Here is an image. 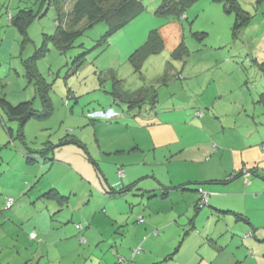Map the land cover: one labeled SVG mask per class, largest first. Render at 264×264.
Returning <instances> with one entry per match:
<instances>
[{
    "label": "rangeland",
    "instance_id": "374dc122",
    "mask_svg": "<svg viewBox=\"0 0 264 264\" xmlns=\"http://www.w3.org/2000/svg\"><path fill=\"white\" fill-rule=\"evenodd\" d=\"M141 1L144 6L143 11L124 27L108 36L100 46L91 49L102 36L99 34L101 37L98 35L99 38L92 39L96 31H90L88 40L93 46H89L87 41H82L81 38L84 37H81L68 53H62L58 47L54 46L51 36L57 31L56 21L72 10V4H68L65 8L63 7L64 2L61 1L55 5L46 6L44 4L41 7V2L37 0H0V97H6L13 104L33 101L34 107L40 110L43 109V102L38 89L40 85H43L47 87V95L53 105L49 119L31 118L26 122L23 126L24 140L23 135L19 136V121L10 118L0 106V225L2 223L9 232L16 233V236H8V242L4 244L6 248L0 249V264H38L37 256L33 255L32 250H27L32 247L27 235L31 230L30 227L17 232V227L12 226L10 229V224L19 225L18 228H21L23 223L20 216L30 217L39 211L48 212V209L52 208L49 207L53 206L50 200L39 199L40 194L43 193L41 189H44L46 184L54 181L61 187L66 185L68 189L73 185L87 187L86 184L77 183L79 181L74 178L75 176L73 177V174L71 176L70 170L64 166L49 168L48 173L46 164L50 162L46 163L45 159H41L33 150L44 148L48 139L59 143L60 139L69 132L70 135L72 133L81 136L90 144L88 151L93 152L98 150V143L105 150V148H111L105 143L109 142L113 136L117 139L123 136L125 130L119 129L117 132H111L110 123L113 126L121 123L117 119L121 116L118 111L121 108H118V101L114 100L113 94L117 87L115 79L119 80L121 88L127 91H134L141 86H146L148 89L155 88L160 98L157 107L160 108L167 103L173 105L172 100L181 103L186 101V97L192 99L194 95L189 93L201 94L205 86L209 87L210 92H215L218 88L223 94L217 100L218 111L221 114H216L218 118L210 114V117L202 124H197V126L195 124L194 128L190 127V133H184L186 136L193 133L194 138L188 139L187 137L186 140L206 141L211 135L214 139L212 144L215 145V150L212 152L225 155L222 161L215 158L225 164V168L216 169L215 167L217 179L225 182L224 180L229 178L228 175L236 170L238 176L231 182L243 180L249 184V181H255L253 185H251L253 182L248 185H251L248 189L264 193V184L261 183L264 181L262 166L259 168L257 162L247 163L245 159L241 160V166H238L236 162L238 155L233 152L235 149L255 145L264 153V104L258 101L260 94L264 91V60L259 59L264 56V49H260L261 41L264 39V0H236L241 8L240 16L234 8L226 10L228 5H233L231 1H195L185 9L186 12L181 21L185 27L181 43L184 42L186 49L180 51L163 49L152 54L145 59L139 73L135 71L130 62V55L146 43L150 31L159 32L158 27L163 25L168 17L157 13L166 0ZM25 8L34 9L38 16L28 26L27 33L23 34L10 17L11 15L16 16L19 10ZM237 18L239 23L235 34ZM100 25L106 28L104 24ZM81 41L84 44L80 45ZM110 42L114 44L115 49L110 47L114 50L109 49L102 54L100 50H96L103 46L105 48V45ZM254 46L259 49L258 56ZM89 49H91L89 54L84 58L81 56L78 59L79 62L73 63L80 52ZM110 53L114 56L109 55ZM35 54L38 56L36 66L43 79L40 83L37 82L36 77L27 74V67L24 63L25 59ZM95 54L100 57H95ZM106 58L110 59L109 67L112 65L110 69H107V66H98ZM82 61L84 62L81 63ZM169 68L177 70L176 76L171 75L170 77ZM190 75L194 77L190 78ZM188 81L189 86H193L192 89L187 88ZM68 101L69 103H66ZM119 104L124 105V102L120 101ZM175 115L182 119V113ZM162 116L171 117L170 114L165 113ZM198 116L203 117L204 115ZM94 122H98L96 125H100L99 128ZM69 125L76 127L75 131L74 128L67 131ZM12 129L14 134L11 136ZM96 137L100 142L96 140ZM176 147L177 145H172L156 150L148 144L142 152L138 153V158L145 161V168L151 171L150 174L153 170H157L156 179L146 176L143 180L146 189L143 202L146 206L148 202L150 203L146 210L153 209L152 218L155 223L157 220L159 223L166 224L165 227L162 226L164 238L159 240L158 246L170 247L168 253L157 259L154 264L170 263V258L177 255L175 248L183 237L182 235L179 238L175 233L183 234L188 229L191 215L185 217L184 212L189 203L182 201L183 195L189 198L199 187L203 189L212 185V180L205 179L208 176L206 172L197 178L198 183L188 182L194 179V175L200 171V166H197V169H181L183 164L168 165L173 153L177 150ZM105 151L100 157H108L105 156L107 153ZM30 155H36L35 157L39 159L33 161V164L29 163ZM154 159L157 160L156 163ZM248 160H251L250 157ZM105 164L107 165L106 162ZM206 165L207 163H202L204 168ZM235 166L238 167L234 168ZM209 168L213 170L212 167ZM226 171L229 172L225 174ZM29 173L38 175L32 183L25 182L27 178H30ZM157 178L161 180V183ZM234 183L230 186L225 183H214V186L220 190L235 191L237 184ZM150 187H156L157 190L149 191ZM174 187L177 192L162 197L163 194L168 193L169 188L174 190ZM156 191L157 194L154 196L153 193ZM203 191L209 194L207 190L203 189ZM33 195V203H29V197ZM7 196L15 199L13 209L6 208ZM104 196L103 194V200H106ZM71 199L72 205H75V197ZM248 204L254 209H260L257 212L262 213L259 218L264 221V194L258 199H251ZM19 207L24 209L19 212L20 216L13 217L16 223L5 221L11 216L6 213L12 211L17 212L18 215ZM65 209L57 210V212L50 211L52 217H56L51 221L54 224V230H48L51 231V237L60 231L59 221H64L65 226H75L80 220L71 219L73 214L71 208L68 211L67 208ZM85 210L88 215L93 214V206ZM194 213L193 209L192 214ZM65 214L68 215L67 219ZM182 219H185V226L182 225ZM177 220H179L178 223L172 226V223ZM35 221L42 223L43 219L36 218ZM87 223L89 229L90 224ZM209 225H216L215 219L209 221ZM251 232L241 236L244 239L248 238L252 235ZM173 234L176 236V242L170 239ZM50 240L51 238H46L45 242L48 244ZM40 241H35L36 245H39ZM88 242L79 245L80 251L61 259V264H131L134 261V259L132 262L124 261L120 258L122 255L116 254L109 243L106 245L105 242L97 240ZM183 250L179 252L176 259L182 256ZM2 252L4 253L1 256ZM137 262L135 261V264ZM52 264L60 263L53 262Z\"/></svg>",
    "mask_w": 264,
    "mask_h": 264
},
{
    "label": "crops",
    "instance_id": "0c3cea01",
    "mask_svg": "<svg viewBox=\"0 0 264 264\" xmlns=\"http://www.w3.org/2000/svg\"><path fill=\"white\" fill-rule=\"evenodd\" d=\"M182 17L183 15L178 18L167 17L166 22L158 27L160 36H163L162 39H165V41L163 39V49H167V51L176 50L181 44L185 30L184 25L181 24ZM104 29L106 31V28H103L102 25L92 27L85 32L82 36L84 38H81V40L87 41L89 46H93L92 42L88 40V33L96 31L95 37L92 39L99 38L98 35L102 36ZM82 41L80 45L84 44ZM105 46V48L103 46L96 50H100L102 54L106 50L113 49L110 47H114L115 49L114 44L111 42ZM253 48L256 50L258 56L259 49L257 46ZM260 49H264V39L261 41ZM109 55L114 56L112 53ZM98 56L100 57V55H96L95 57ZM259 59L264 60V56ZM109 60V58H106L98 66H107V69H110L112 65L109 67ZM169 70L170 77L171 75L176 76L177 70L175 68H169ZM193 77L190 75V78ZM187 88H193L192 85L189 86V81ZM189 94L194 95L192 99L191 97H186V101L181 103H177V100H172L173 105L167 103L161 108L157 107V104L160 102L159 96L155 106L144 104L142 107L129 108L126 103L124 105L117 103L119 105L118 108H121L118 110L121 116L117 119L121 123L117 126H113L110 123L112 125L111 132H117L119 129L125 130V132L120 139L113 136L109 142L105 143L106 146L111 147L105 148L108 151L103 150L102 145L99 143L97 144V151H88L90 144L84 141L81 136L72 133L70 135V132L60 139L59 143L51 139L46 141L52 142L54 146L53 151L46 155V163L49 161L48 157H51L50 164H46L48 173L49 168L53 169L57 166H64L70 170L71 174H68L71 176L73 174V177L75 176L74 178L79 181L77 183L86 184L87 187H84V189L73 185L68 189L66 185L65 187H61L58 183L50 181L49 184L45 185L44 189H41L42 192H45V190L47 191V189L54 187L61 194L67 196L68 205L65 208H67V211L71 208L73 213L71 219H80L78 223L83 226L82 230L77 228L76 225L65 226L64 221H59L58 227L60 231L51 237V231L48 230H54V224L51 221L55 220L56 217H52L50 211L57 212L59 206L54 200L50 199L46 200H50L53 206H49L52 208L48 209V212L39 211L36 214L30 215V217L22 218L19 212L24 208L19 207L17 209L18 215L17 212L13 213L12 211L6 213L11 214V216L5 219V221L16 223L13 217L20 216L23 223L21 228H18L19 225L10 224V229L12 226H16L17 232H21L30 227L31 230L27 235L32 247L27 249L25 246L24 248L25 250H32L33 255L37 256L36 260L38 264H52L53 262L61 264V259L69 257L76 253V251H80V236L86 239L85 242L97 240L98 242H105L106 245L109 243L116 254L122 255L120 258H123L124 261L132 262V259H134L131 264H135V261H138L137 264H154L157 259L162 258L163 255L168 253L170 247L158 246L159 240L164 238L163 227L166 224L163 222L159 223L157 220L155 223V220L152 218L153 209L146 210V207L150 203L148 202L146 206L143 202L146 191L143 180L146 176H152L156 179L157 173L155 169L153 170V175L150 174L151 171L145 168V161H141L138 158V153L142 152L148 144L156 150L177 145V150L173 153L175 156L172 155L168 165L183 164L180 167L181 169H197V166H200V171L194 175V179H190L188 182L195 181V183H198L199 180L197 178L203 172L208 174L207 178H205L206 180H212L211 187L203 188L210 194L207 205L199 209L197 208L198 202L201 199V192L199 191L201 187L193 191L189 198L183 195L182 201L186 204L189 203L184 212L185 217L191 215V218L188 217L190 218L188 229L183 234L175 233L179 238L183 235L179 245L175 248V253L178 255L182 249H184V252L177 259V255L173 258L171 257L169 264H264V221L259 218L262 213L257 212L260 209H254L248 204V201L258 199L264 193L248 189L255 181H249V184L253 183L248 186L249 184H246L243 180L235 183L231 182L236 178L229 181L224 180L225 182L217 179L215 167L216 169H220L225 166L224 163L220 162L225 158V155L212 152L215 150V145L212 144L214 142L213 137L209 135L206 141L194 142L186 140L187 137L188 139H193V133L187 136L184 133H190V127L194 128L195 124L196 126L197 124H202L210 117V114L218 118L216 114L221 113L218 111L217 100L223 94L218 88L215 89V92H210L209 87L206 86L203 88L201 94H194L192 92ZM114 100L116 101V99ZM66 103H69V101ZM198 110L204 111L203 117L197 115ZM163 113L170 114L171 117L164 118L162 116ZM179 113H182V119H179L178 115H175ZM97 123L94 122L95 126L99 128L100 125H96ZM67 128V131L72 130V128L75 131L76 127L69 125ZM187 129L188 131H186ZM13 132L14 130L12 129L11 136L14 134ZM96 140L100 142L98 137H96ZM120 140L123 142H119ZM245 148L233 150L238 155L236 158L237 165L241 166V160L245 159L247 163L253 162L255 164L257 162L258 167L262 166L261 168L264 169V153L255 145ZM246 150L248 151L245 152ZM104 151L107 152L105 156L108 157H100ZM35 153L37 154V152ZM37 155L40 156V154ZM249 157L251 160H248ZM153 161L157 162L156 159ZM202 163H207L206 168L202 166ZM49 165L51 166L48 167ZM209 167H212L213 170ZM228 172L226 171L225 174ZM29 176L30 178H27L25 181L27 183L34 182V178L38 177L35 173H29ZM157 179L161 183V180ZM214 183H225L229 184V186L234 183L237 184V189L235 191L220 190L214 186ZM261 183L264 184V181H261ZM150 188L149 191L157 190L156 187ZM173 189L176 190L175 187ZM174 190L169 188L167 190L168 193L163 194L164 196L162 197L177 192V190ZM99 194L101 196H97ZM103 194L106 200H103ZM156 194L157 191L153 193L154 196ZM73 196L76 201L75 205H72L71 198ZM33 198L34 195L29 197V203H33ZM92 206L93 214L88 215L84 209ZM65 208L63 210H66ZM193 209L195 210L194 214H192ZM215 212L217 213L216 215L213 214ZM141 217L144 219L143 221L140 220ZM36 218L43 219L42 223L36 222ZM65 218H68L67 214H65ZM213 219H215L216 225H209V221H213ZM178 221L172 223V226L177 224ZM181 221L182 225L185 226V219ZM87 222L90 224L89 229L87 228ZM0 227V249H5L4 244L8 242L7 237L16 236V233L14 234L11 230L9 232L2 223ZM152 229L153 231L151 232ZM250 231H252V235L248 238L244 239L241 236L248 234ZM32 232H36L37 238L31 237L30 234ZM175 235L170 236L172 242H176ZM46 238H51L48 244L45 242ZM35 241H40L41 243L36 245ZM88 243L90 244V242ZM19 250L22 251V249ZM3 253H1V256ZM130 258L131 260H129Z\"/></svg>",
    "mask_w": 264,
    "mask_h": 264
},
{
    "label": "trees",
    "instance_id": "16d2710c",
    "mask_svg": "<svg viewBox=\"0 0 264 264\" xmlns=\"http://www.w3.org/2000/svg\"><path fill=\"white\" fill-rule=\"evenodd\" d=\"M41 2L42 5H50V4H58L61 1L64 2L63 7L66 8L68 4H72V10L63 14L57 21V31L55 35H52L51 38L53 40V44L55 47H58L62 53H68L71 50L76 41L81 38L85 32L97 25L104 24L106 26V31L102 35V37L97 41L91 49L95 46H100L103 42L107 40V37L110 36L115 31L121 29L126 24H128L133 18H135L138 14H140L144 6L141 0H37ZM197 0H172L167 1L164 5H162L157 13L163 16L168 17H180L185 15V9L192 5ZM231 1V5L226 7V10H230L231 8L236 9L238 12V16L241 15V8L239 3L235 0H227V2ZM45 6V7H46ZM59 7V5H58ZM40 14V13H39ZM38 15L35 13L34 9H21L18 11L16 16L11 15L10 19L15 24V26L22 32L23 34L27 33L28 26L30 23L35 20ZM238 18L235 21V29L234 33L236 34V28L238 26ZM164 48V41L160 36L158 31H150L146 43H144L141 47L136 49V51L130 55V62L135 68L136 72H141V68L145 59L152 54L158 53ZM91 49L84 50L79 53L73 63L78 61V59L82 56L84 58ZM186 49L184 42H182L179 47L175 51H180ZM38 56L32 55L29 59H25L24 63L27 67V74L32 75L37 78V82H43L41 77V73L36 66ZM81 58V59H82ZM80 59V60H81ZM79 62V61H78ZM82 61L81 63H83ZM80 64V63H79ZM116 82V91L114 94V99L126 103L129 108H138L142 107L144 104H149L155 106L158 94L155 88H150L146 86H141L140 88L134 91H127L121 88V83L119 80L115 79ZM36 84V82H35ZM114 85V84H113ZM37 88V84H36ZM38 89V88H37ZM42 102L43 109H36L33 105V101H22L17 104H13L6 97H0V106L5 110L7 115L19 121V136L23 135L24 140V131L23 126L26 122L31 118L36 119H47L52 114L53 105L50 97L47 95V87L40 85L38 89ZM259 102L264 104V91L260 94ZM198 115H203L204 112L202 110L197 111ZM117 116V115H116ZM98 119V118H97ZM111 119V118H110ZM109 119V120H110ZM96 120V119H95ZM101 120V119H100ZM69 142V141H67ZM66 142V143H67ZM54 149L52 142H46L45 147L34 151L37 154H40L41 159H45L47 161L46 155L51 153ZM36 156V155H35ZM30 155L28 158L29 163H34L33 161H37V157ZM48 160H51V157H48ZM31 161V162H30ZM238 174L233 172L229 175V178L226 180H232L236 178ZM10 196L6 197V208L11 209V207H7L8 199ZM12 198V197H11ZM43 199H50L56 201L59 206V211L63 210L68 205V197L61 194L56 188L52 187L47 191L43 192L40 196ZM14 201V199H13ZM200 202V201H199ZM207 205V204H206ZM205 206V205H204ZM198 207V206H197ZM200 207V206H199ZM201 208V207H200ZM238 216L241 217L240 214ZM142 218V217H141ZM144 219L142 218L141 221ZM81 224H76V226ZM82 226V225H81ZM78 228V227H77ZM83 229V226L80 230ZM36 233V232H32ZM31 235V234H30ZM32 237V236H31ZM33 238V237H32ZM34 238H37V234ZM81 243H85L86 239L83 236L79 237ZM84 239V240H83Z\"/></svg>",
    "mask_w": 264,
    "mask_h": 264
},
{
    "label": "built area",
    "instance_id": "2783aa9c",
    "mask_svg": "<svg viewBox=\"0 0 264 264\" xmlns=\"http://www.w3.org/2000/svg\"><path fill=\"white\" fill-rule=\"evenodd\" d=\"M100 114V113H99ZM102 114V113H101ZM103 115V114H102ZM110 116V115H109ZM199 191L201 192V199H200V202H199V206L200 207H203L204 205H206L207 203H208V200H209V194L208 193H205L204 191H203V189L202 188H200L199 189ZM13 198H9L8 199V203H7V207L9 208V207H11L12 205H13ZM140 220H142V218H140ZM79 229H81L82 228V226L81 225H78L77 226ZM31 236L34 238L35 236H36V233H31ZM84 240V239H83Z\"/></svg>",
    "mask_w": 264,
    "mask_h": 264
},
{
    "label": "clouds",
    "instance_id": "9594fccd",
    "mask_svg": "<svg viewBox=\"0 0 264 264\" xmlns=\"http://www.w3.org/2000/svg\"><path fill=\"white\" fill-rule=\"evenodd\" d=\"M208 204V203H207ZM198 206H199V202H198Z\"/></svg>",
    "mask_w": 264,
    "mask_h": 264
}]
</instances>
